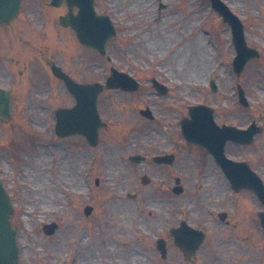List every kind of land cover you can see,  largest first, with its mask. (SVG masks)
<instances>
[{
  "label": "rangeland",
  "instance_id": "obj_1",
  "mask_svg": "<svg viewBox=\"0 0 264 264\" xmlns=\"http://www.w3.org/2000/svg\"><path fill=\"white\" fill-rule=\"evenodd\" d=\"M48 1L23 0L24 12L0 31V82H8L7 74L16 82L12 116L0 122V172L15 206L11 220L21 243L20 264H264V232L259 231L256 216L260 204L251 193L238 192L233 202L218 175L214 183H207L199 166H189L191 157L186 152H194L192 148L177 147L172 166L150 164L147 154L170 146L156 131L166 127L172 131L166 124L175 123L176 113L167 109L171 97L152 93L150 86H143L141 94L104 91L100 110L111 125L101 131L94 146L80 135L52 138V128L46 126L44 131V124L53 119L52 106L67 105L71 97L61 81L39 84L46 71L34 54L40 53L49 62L56 45L61 54L56 59L81 81L100 78L101 64L109 67L95 51L74 50L69 33L63 31V37L54 36L52 42L45 34L39 39L40 21L47 19L50 24L65 9V5L48 7ZM225 1L245 20L249 44L261 53L240 76L228 61L234 51L230 29L207 0H95V5L118 25L119 32L110 44L114 61L140 80L149 84L150 77L156 76L172 81L179 89L171 94L185 101L204 98L228 103L236 83L251 100L264 98V0ZM8 34L9 44L4 43ZM29 38L40 45L26 53L23 45ZM60 42L69 45L63 54L58 51ZM196 61L202 63L199 75L190 69ZM210 78L217 85L215 91L195 85ZM46 92L52 93L48 102L43 100ZM145 105L167 119L151 122L142 118L139 108ZM258 107L250 102L247 107L221 111L220 116L244 123L250 115H262L263 105ZM53 140L56 146L50 144ZM263 144L264 130L252 145L254 154L249 149L247 156L264 163ZM134 153L145 155L146 160L131 163L128 156ZM207 165L217 173L208 161ZM143 174L149 183H141ZM176 175L184 186L178 195L171 191ZM127 192L137 197L128 198ZM86 204L93 206L88 216L83 213ZM213 205L228 210V225L208 213ZM179 213L206 232L205 241L191 257H184L163 231ZM50 221L57 226L48 235L42 225ZM157 235L167 239L166 257L157 251Z\"/></svg>",
  "mask_w": 264,
  "mask_h": 264
},
{
  "label": "water",
  "instance_id": "obj_2",
  "mask_svg": "<svg viewBox=\"0 0 264 264\" xmlns=\"http://www.w3.org/2000/svg\"><path fill=\"white\" fill-rule=\"evenodd\" d=\"M19 3V2H18ZM1 12V11H0ZM15 13V12H14ZM14 13H12L11 14V16L8 18V19H4V20H2V22H6V21H8L13 15H14ZM11 212V210L10 211H7L6 212V215H5V217H6V219L8 220V217H9V213ZM4 214V210H0V223H2V224H5V221H4V219L2 220V215ZM9 222V221H8ZM9 224V223H8ZM12 232H13V230H12ZM0 242H1V240H0ZM11 258V257H10ZM9 258V259H10ZM3 261H8V259L7 260H3V259H1L0 258V263L1 262H3ZM8 264H17V260H16V256H15V254H13V260H10V261H8Z\"/></svg>",
  "mask_w": 264,
  "mask_h": 264
},
{
  "label": "bare ground",
  "instance_id": "obj_3",
  "mask_svg": "<svg viewBox=\"0 0 264 264\" xmlns=\"http://www.w3.org/2000/svg\"><path fill=\"white\" fill-rule=\"evenodd\" d=\"M200 37H197V39H199ZM200 40H201V38H200ZM199 42V41H198ZM207 51V50H206ZM207 53V52H206ZM203 60V59H202ZM201 64L202 63H198V61H196L195 63H192V65H191V72H193L194 74H196V75H199V74H201V72H202V69H201Z\"/></svg>",
  "mask_w": 264,
  "mask_h": 264
}]
</instances>
